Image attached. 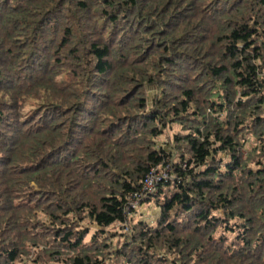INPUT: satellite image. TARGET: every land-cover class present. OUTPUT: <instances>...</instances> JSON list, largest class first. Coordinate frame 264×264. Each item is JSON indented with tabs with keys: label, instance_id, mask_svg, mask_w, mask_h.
Listing matches in <instances>:
<instances>
[{
	"label": "trees",
	"instance_id": "1",
	"mask_svg": "<svg viewBox=\"0 0 264 264\" xmlns=\"http://www.w3.org/2000/svg\"><path fill=\"white\" fill-rule=\"evenodd\" d=\"M0 264H264V0H0Z\"/></svg>",
	"mask_w": 264,
	"mask_h": 264
},
{
	"label": "rangeland",
	"instance_id": "2",
	"mask_svg": "<svg viewBox=\"0 0 264 264\" xmlns=\"http://www.w3.org/2000/svg\"><path fill=\"white\" fill-rule=\"evenodd\" d=\"M178 127H173L172 130L166 131V134L159 137V142H166L168 140V137L171 138V136L177 132ZM164 173V172H163ZM141 205V206H140ZM130 209L134 210V214L130 215L129 219L133 221V223L138 222L139 220H144L149 224L154 223L156 219V215L158 214V210L153 206L151 203H139L138 205L135 204V206L130 207ZM129 214V213H128ZM111 231L113 232H119L122 234H127L130 232L129 227L122 224H116L111 228Z\"/></svg>",
	"mask_w": 264,
	"mask_h": 264
},
{
	"label": "built area",
	"instance_id": "3",
	"mask_svg": "<svg viewBox=\"0 0 264 264\" xmlns=\"http://www.w3.org/2000/svg\"><path fill=\"white\" fill-rule=\"evenodd\" d=\"M165 175L162 173V172H157V171H153L144 181V188L143 190L146 192V193H151L153 192L154 190V186H155V183L159 182V180L161 178H164ZM138 196V195H137ZM140 197V196H138ZM135 204H137L136 202L134 201H131V206L130 207H133L135 206Z\"/></svg>",
	"mask_w": 264,
	"mask_h": 264
}]
</instances>
